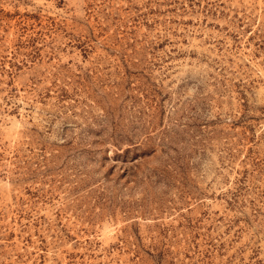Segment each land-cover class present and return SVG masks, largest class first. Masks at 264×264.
Returning a JSON list of instances; mask_svg holds the SVG:
<instances>
[{"label":"rangeland","instance_id":"1","mask_svg":"<svg viewBox=\"0 0 264 264\" xmlns=\"http://www.w3.org/2000/svg\"><path fill=\"white\" fill-rule=\"evenodd\" d=\"M0 264H264V0H0Z\"/></svg>","mask_w":264,"mask_h":264}]
</instances>
